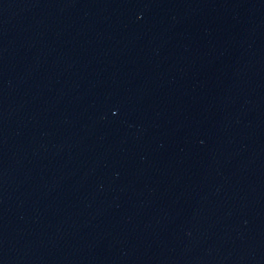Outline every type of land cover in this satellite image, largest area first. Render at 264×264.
<instances>
[{
  "label": "water",
  "instance_id": "95a60500",
  "mask_svg": "<svg viewBox=\"0 0 264 264\" xmlns=\"http://www.w3.org/2000/svg\"><path fill=\"white\" fill-rule=\"evenodd\" d=\"M0 264H264V0H0Z\"/></svg>",
  "mask_w": 264,
  "mask_h": 264
}]
</instances>
